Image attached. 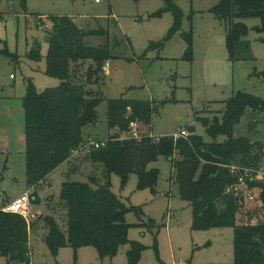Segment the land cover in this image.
<instances>
[{
  "label": "rangeland",
  "instance_id": "obj_1",
  "mask_svg": "<svg viewBox=\"0 0 264 264\" xmlns=\"http://www.w3.org/2000/svg\"><path fill=\"white\" fill-rule=\"evenodd\" d=\"M171 1L182 10L184 18L181 31L166 41L174 24L172 14H158L167 8L166 0H0V210L31 193L26 173L23 99L30 80L39 93L60 86L58 79L45 74L47 32L53 27V17L70 18L84 32L108 33L107 38L86 39L91 47L108 45L112 59L102 69L99 88H94L106 101L98 109L97 124L84 130L85 140L107 141L113 134L108 129V99L157 103L151 127L138 123L140 135L147 131L163 138L182 130L189 133L193 128L208 143L213 140L198 117L221 116L224 102L238 93L264 101V22L258 17L241 19L248 28L244 41L249 51L231 60L226 22L212 12L221 0ZM185 33L192 36L190 60ZM31 50H39L40 61L29 58ZM234 137L250 139L264 149V112L247 110L234 128ZM225 139L220 137L219 141ZM87 152L52 174L37 189L38 203L29 204V212L34 215L30 222L35 223L29 233L31 264H128L129 244L121 246L115 257L101 258L93 247L75 250L68 246L54 255L45 242L47 216L55 219L65 235L68 232L67 211L60 200L63 184L87 183L89 177L102 185L110 182L112 191L125 205L136 208L125 213V221L130 225L129 240L146 247L139 264H235L234 228L193 227L192 207L181 199L179 186L172 182V166L166 157L152 165L160 172L154 193L138 189L135 174L125 186L118 175L109 178L104 165L86 162ZM260 167L264 171V158ZM263 206L247 203L238 220L263 223ZM0 264H7L6 258L0 256Z\"/></svg>",
  "mask_w": 264,
  "mask_h": 264
},
{
  "label": "trees",
  "instance_id": "obj_2",
  "mask_svg": "<svg viewBox=\"0 0 264 264\" xmlns=\"http://www.w3.org/2000/svg\"><path fill=\"white\" fill-rule=\"evenodd\" d=\"M166 3L167 8L158 14L168 12L174 18L167 41L181 31L184 14L171 0ZM212 12L226 22L230 59L245 55L249 51V44L244 41L248 28L241 19L258 17L264 22V0H221ZM51 22L53 27L47 32L45 74L58 79L60 86L39 93L30 80L23 99L30 201L38 203L35 200L37 189L86 150V162L104 165L109 178L116 174L125 186L135 174L138 189L154 193L160 172L152 165L160 157H166L172 166V182L179 186L181 199L192 207L193 227L196 230L233 227L235 264H264V222L253 225L238 220L249 202L229 191L237 179L228 168L230 165L252 170L261 168L263 145L247 138H235L234 128L247 110L264 112V101L238 93L224 102L221 116L198 117L213 140L208 143L193 128L187 137L156 138L146 131L138 139L129 136L123 140L138 123L149 129L158 105L149 100L108 99V129L113 134L104 141L103 147L87 146L89 140L84 139V130L97 124L98 109L106 101L94 88H99L103 81L102 69L112 56L108 45L91 47L86 39L107 38L108 33L104 30L84 32L67 17H53ZM183 36L190 60L192 36L190 33ZM4 53L18 60L17 56ZM28 56L33 61H40L42 57L39 50H31ZM220 137L226 139L220 142ZM75 152L78 154L74 155ZM250 186L259 188L264 205V182L250 183ZM60 200L67 211V235L52 216L45 218L49 228L45 242L54 255L68 246L75 250L93 247L101 258H113L121 246L129 244L128 264H139L146 247L129 240L130 225L125 221V213L136 208L127 207L112 191L110 182L102 185L94 177H89L87 183L66 181ZM6 207L0 210V256L6 258L7 264H31L29 233L35 223L28 222L22 215L5 212Z\"/></svg>",
  "mask_w": 264,
  "mask_h": 264
},
{
  "label": "built area",
  "instance_id": "obj_3",
  "mask_svg": "<svg viewBox=\"0 0 264 264\" xmlns=\"http://www.w3.org/2000/svg\"><path fill=\"white\" fill-rule=\"evenodd\" d=\"M139 128H140L139 124H136L134 129L129 134V136L136 139L140 138L141 135L139 133ZM175 136L176 138L187 137L188 132L182 130L179 134ZM104 145H105L104 141H95L90 139L87 146L100 148L103 147ZM78 152H75L74 155H77ZM228 168L231 175H233L234 178L237 179L236 183L230 187L229 191L235 193L236 195H242L243 197H245L247 202L262 204L259 188L251 187L250 183L264 182V171H262L261 169L252 170L238 165H230ZM30 203L31 201L29 194H25L20 199L16 200L14 203L8 205L4 209V211L22 215L28 222H30V219L34 218V215H32L29 212Z\"/></svg>",
  "mask_w": 264,
  "mask_h": 264
}]
</instances>
